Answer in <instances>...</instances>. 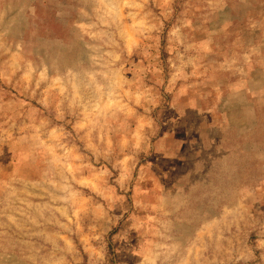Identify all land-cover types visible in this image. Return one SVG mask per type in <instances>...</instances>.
Returning <instances> with one entry per match:
<instances>
[{"label": "rangeland", "instance_id": "obj_1", "mask_svg": "<svg viewBox=\"0 0 264 264\" xmlns=\"http://www.w3.org/2000/svg\"><path fill=\"white\" fill-rule=\"evenodd\" d=\"M0 264H264V0H0Z\"/></svg>", "mask_w": 264, "mask_h": 264}]
</instances>
